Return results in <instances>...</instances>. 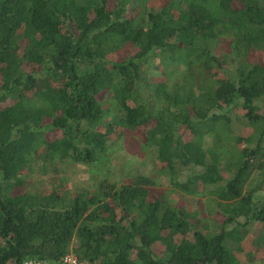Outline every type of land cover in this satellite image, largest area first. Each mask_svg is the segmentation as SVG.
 I'll list each match as a JSON object with an SVG mask.
<instances>
[{"label": "trees", "instance_id": "16d2710c", "mask_svg": "<svg viewBox=\"0 0 264 264\" xmlns=\"http://www.w3.org/2000/svg\"><path fill=\"white\" fill-rule=\"evenodd\" d=\"M251 53L264 54V0H0V264L70 251L84 264H243L249 226L264 225V62ZM126 131L171 186L207 195L206 215L143 174L31 187L35 169L103 161ZM184 167L199 169L180 180ZM252 243L263 256L264 233Z\"/></svg>", "mask_w": 264, "mask_h": 264}, {"label": "rangeland", "instance_id": "374dc122", "mask_svg": "<svg viewBox=\"0 0 264 264\" xmlns=\"http://www.w3.org/2000/svg\"><path fill=\"white\" fill-rule=\"evenodd\" d=\"M166 0H149L152 7L162 5ZM221 56L223 67H227L232 61V54L230 49V38L222 37L216 49ZM251 62H264V54L251 53L249 57ZM152 73L153 80H165L166 73L161 69H155ZM107 104V103H106ZM258 111L264 115V97L256 101ZM195 167L193 170L187 167L181 168L179 172L180 180H184L186 176L192 171L198 170ZM48 171L45 173L39 172L35 169L32 172L29 181L34 187L50 188L57 183L59 179L64 178L66 184L72 190H79L82 187L90 188L91 184L100 179L108 178L110 181L117 183H128L136 174H143L152 177L156 184L152 186L153 193L158 194L163 192L170 200L178 207H184L187 210H198L201 216L209 212L207 195L204 193L198 195L186 194L177 190L168 183V175L163 171L159 165L154 152L145 149L138 134L126 131V134L119 140L111 150L108 151L103 161L96 162L91 166H83L75 164L61 167L59 170ZM57 182H55V180ZM252 189V184L249 190ZM150 197H153L151 189ZM255 200L264 202V191L254 192ZM244 221V218H240ZM251 232L242 243L240 249L237 250L239 259L243 264H256L264 257L260 250H257L252 243L258 237V234L264 233V225L259 222H253L249 226ZM159 250V247L156 248Z\"/></svg>", "mask_w": 264, "mask_h": 264}, {"label": "built area", "instance_id": "2783aa9c", "mask_svg": "<svg viewBox=\"0 0 264 264\" xmlns=\"http://www.w3.org/2000/svg\"><path fill=\"white\" fill-rule=\"evenodd\" d=\"M22 264H84V262L78 260V258L70 251L66 253L57 263H51L45 260L30 258L24 260Z\"/></svg>", "mask_w": 264, "mask_h": 264}]
</instances>
